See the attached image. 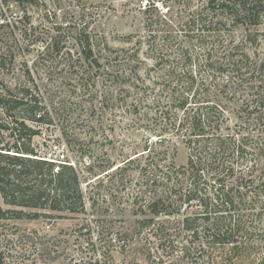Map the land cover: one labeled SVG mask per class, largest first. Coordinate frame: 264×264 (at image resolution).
<instances>
[{
	"label": "trees",
	"instance_id": "trees-1",
	"mask_svg": "<svg viewBox=\"0 0 264 264\" xmlns=\"http://www.w3.org/2000/svg\"><path fill=\"white\" fill-rule=\"evenodd\" d=\"M34 1L0 0V18L12 8L19 9L28 24L26 9ZM142 11L152 18L157 8L146 4ZM188 14L175 28L165 27L168 46L176 47L173 63L159 53L161 75L138 87L140 94L131 105L136 120H146L149 137L144 148L143 217L115 233H109L110 227L99 219H83L76 232L86 238V247H81V257L69 258L66 264H113L115 255L136 260L121 264H264V55H251L246 38L236 37L237 31L261 24L264 0H206ZM154 18L149 29L171 21L163 13ZM96 47L89 36L79 40L84 64L94 69L100 66ZM61 49L48 46L40 55H59ZM117 60L113 84L114 78H125ZM125 90H118L115 103L119 106L126 103ZM0 114L4 203L58 214L0 208V220L85 215L76 167L60 164L55 171V164L37 158L32 147L38 130L30 124L52 122L39 96L29 88L5 87L0 93ZM175 140L188 150L185 166L167 160ZM131 163L127 159L123 165ZM92 230L97 231L93 243ZM40 244L49 255L56 240Z\"/></svg>",
	"mask_w": 264,
	"mask_h": 264
},
{
	"label": "rangeland",
	"instance_id": "rangeland-1",
	"mask_svg": "<svg viewBox=\"0 0 264 264\" xmlns=\"http://www.w3.org/2000/svg\"><path fill=\"white\" fill-rule=\"evenodd\" d=\"M144 2L147 7L157 8L152 18L143 15ZM205 2L35 0L26 9L28 24L19 9L12 8L0 18V93L5 87L10 90L29 88L39 96L52 122L30 124L38 130L32 147L40 160L62 161L61 164L76 167L86 210L85 215H67L65 219H1L0 264H66L69 258L81 257V247H86V238L77 237L76 232L83 219H99L110 227L109 233H115L143 217L141 204L147 197L144 148L149 137L146 120L140 117L137 121L131 105L141 87L161 75V67H157L159 53L165 54L164 59L169 62L177 54L176 47L168 46L164 38L165 27L175 28L181 18H189V11H195ZM158 13L167 14L171 21L158 22L149 29V21H156L154 17L157 18ZM246 31H237V39L245 37L249 53L262 58L264 17L258 27ZM85 36L97 45L95 58L100 65L97 69L84 64L80 53L79 40ZM52 45L62 48L59 55L53 52L40 55ZM116 57L125 78H114L113 84ZM131 70L136 71L138 80ZM120 87L126 88L122 95L127 100L119 106L115 99ZM140 113L144 114V110ZM2 134L6 137V133ZM168 153L169 162L176 167L185 166L188 150L179 141H173ZM61 155L65 156L63 160ZM127 159L132 163L123 165ZM120 166L124 171L114 170ZM0 208L58 215L6 205L1 195ZM90 236L91 242H95L97 231L92 230ZM48 240H56V247L51 248L53 253L49 255L40 244ZM126 261L136 262L133 256L115 255L113 264Z\"/></svg>",
	"mask_w": 264,
	"mask_h": 264
},
{
	"label": "built area",
	"instance_id": "built-area-1",
	"mask_svg": "<svg viewBox=\"0 0 264 264\" xmlns=\"http://www.w3.org/2000/svg\"><path fill=\"white\" fill-rule=\"evenodd\" d=\"M146 4H147V2H144V3L142 4V5H143V6H142L143 9L146 8ZM60 158L63 160V159L65 158V156H64V155H61ZM46 161H47V162H50V163H54V164H56V163H60V164L63 163L62 161H53V160H47V159H46ZM60 164H59V165H60ZM64 164L72 165V164H69V163H64ZM57 167H58V166H56L55 171L58 169Z\"/></svg>",
	"mask_w": 264,
	"mask_h": 264
}]
</instances>
